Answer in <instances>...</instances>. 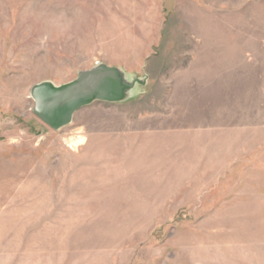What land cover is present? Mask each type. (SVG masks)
I'll list each match as a JSON object with an SVG mask.
<instances>
[{
    "label": "rangeland",
    "instance_id": "374dc122",
    "mask_svg": "<svg viewBox=\"0 0 264 264\" xmlns=\"http://www.w3.org/2000/svg\"><path fill=\"white\" fill-rule=\"evenodd\" d=\"M0 264H264V0H0Z\"/></svg>",
    "mask_w": 264,
    "mask_h": 264
},
{
    "label": "water",
    "instance_id": "95a60500",
    "mask_svg": "<svg viewBox=\"0 0 264 264\" xmlns=\"http://www.w3.org/2000/svg\"><path fill=\"white\" fill-rule=\"evenodd\" d=\"M137 83L143 81L123 80L113 68L104 65L82 71L75 80L60 86L40 83L30 91L33 113L48 127L59 129L81 107L95 99H120L124 91L132 89Z\"/></svg>",
    "mask_w": 264,
    "mask_h": 264
}]
</instances>
